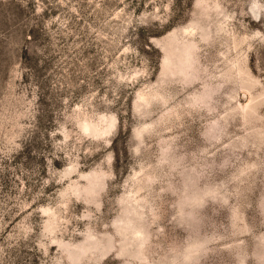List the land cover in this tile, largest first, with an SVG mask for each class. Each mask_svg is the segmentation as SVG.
I'll return each instance as SVG.
<instances>
[{"label":"rangeland","instance_id":"obj_1","mask_svg":"<svg viewBox=\"0 0 264 264\" xmlns=\"http://www.w3.org/2000/svg\"><path fill=\"white\" fill-rule=\"evenodd\" d=\"M0 264H264V0H0Z\"/></svg>","mask_w":264,"mask_h":264}]
</instances>
